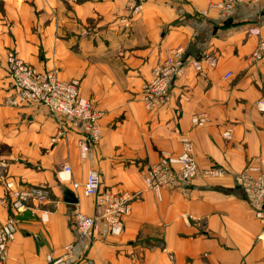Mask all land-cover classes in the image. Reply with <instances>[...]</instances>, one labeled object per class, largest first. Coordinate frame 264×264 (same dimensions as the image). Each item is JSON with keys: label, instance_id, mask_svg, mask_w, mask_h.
<instances>
[{"label": "crops", "instance_id": "obj_1", "mask_svg": "<svg viewBox=\"0 0 264 264\" xmlns=\"http://www.w3.org/2000/svg\"><path fill=\"white\" fill-rule=\"evenodd\" d=\"M211 1L221 0H147L131 14L127 0H0V219L10 212L7 181L49 191L48 201L22 214L5 264H264L263 224L237 180L264 161V57L249 58L264 37V0H240L228 17ZM189 44L202 52L201 68L189 56L170 101L147 109L143 83L171 48ZM12 50L40 71L79 79L82 95L103 110L101 139L87 158L79 121L19 101ZM201 112L208 121L198 126L193 116ZM183 135L199 168L189 190L148 189L147 166L179 153ZM67 164L71 179L61 180ZM217 168L223 172L208 173ZM91 170L103 189L137 193L119 235L103 219L89 234L76 227V210L101 212L73 186Z\"/></svg>", "mask_w": 264, "mask_h": 264}, {"label": "built area", "instance_id": "obj_2", "mask_svg": "<svg viewBox=\"0 0 264 264\" xmlns=\"http://www.w3.org/2000/svg\"><path fill=\"white\" fill-rule=\"evenodd\" d=\"M147 0H127V8L131 14H138ZM240 0H221L210 2V8H217L222 16L228 17L235 4ZM204 14L207 11L203 10ZM252 33L260 34L259 29H252ZM185 47L171 48L165 59L152 70V76L142 85L141 100L147 109H154L166 105L171 99L173 82L186 73ZM204 57V56H202ZM264 57V37H261L255 50L249 56L251 60ZM205 58L210 64H216L214 56L209 54ZM8 69L11 82L20 102L46 106L54 113L70 116L79 121L83 135L79 140L80 154L87 158L92 146L101 139L100 120L104 114L91 99L81 93L79 79L64 80L59 78L55 70L40 71L21 58L15 50L7 55ZM193 65L201 68L196 59ZM264 110V101H259ZM208 118L201 112L193 116L195 125H205ZM231 137V129L224 132ZM182 149L179 153L163 152L160 159L149 164L143 179L148 189L159 192L161 189L180 188L189 190L192 180L199 173L194 155L192 140L187 135L181 136ZM72 166L64 165L58 172L61 180L71 179ZM222 169H210L208 173H222ZM241 188L244 190L248 202L252 205L256 217L262 224L261 240L264 243V161L249 164L237 176ZM77 190H82L86 196L96 198L101 212L97 216L88 215L81 210L74 213L76 227L82 234H89L99 226V219L105 220L113 234L119 235L124 228V220L132 211V202L137 193L124 190L112 191L102 188L101 176L96 170H91L83 182H73ZM9 191L10 212L4 219H0V264H5L9 257L11 243L16 238L25 211L34 212L39 204L49 199V191L45 186L37 184H21L15 180L6 182ZM45 214L42 220H46ZM67 253L72 251V244L65 246ZM52 260V257H49ZM60 260V259H59ZM55 260V262L59 261ZM212 264V263H208Z\"/></svg>", "mask_w": 264, "mask_h": 264}, {"label": "water", "instance_id": "obj_3", "mask_svg": "<svg viewBox=\"0 0 264 264\" xmlns=\"http://www.w3.org/2000/svg\"><path fill=\"white\" fill-rule=\"evenodd\" d=\"M230 20L231 19H228L227 21H230ZM189 56H192L199 60L202 57V52L194 44H189L184 54V60L187 59ZM66 200L69 202H76L77 198L73 193L68 192L66 194Z\"/></svg>", "mask_w": 264, "mask_h": 264}]
</instances>
